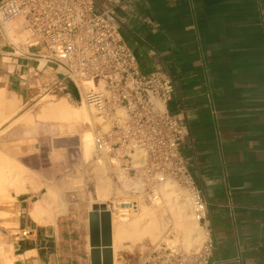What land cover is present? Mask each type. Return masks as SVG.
Wrapping results in <instances>:
<instances>
[{
    "label": "crops",
    "instance_id": "crops-1",
    "mask_svg": "<svg viewBox=\"0 0 264 264\" xmlns=\"http://www.w3.org/2000/svg\"><path fill=\"white\" fill-rule=\"evenodd\" d=\"M119 1L120 30L141 70L162 69L175 80L167 105L188 129L182 151L208 204L202 225L215 243L212 261L264 264V0ZM13 24L24 33L21 19ZM10 35L0 29V89L25 113L61 86L62 75L40 56L43 46ZM12 131L5 143L36 146L37 139L15 142ZM58 173L45 179L70 195L54 222L31 217L35 191L19 195V229L0 236L12 264H92L89 213L106 202L76 183L75 171Z\"/></svg>",
    "mask_w": 264,
    "mask_h": 264
},
{
    "label": "built area",
    "instance_id": "built-area-1",
    "mask_svg": "<svg viewBox=\"0 0 264 264\" xmlns=\"http://www.w3.org/2000/svg\"><path fill=\"white\" fill-rule=\"evenodd\" d=\"M118 8H122L119 0H1L0 29L21 19L29 34L25 44L43 46L40 56L57 64L61 86L70 79L84 95L97 119L89 123L97 161L109 156L113 166L120 163L123 170L116 174L124 171L133 181L130 191L148 194L149 199L158 198L160 184L167 179L186 186L202 224L208 204L182 151L188 129L167 105L175 80L162 69L141 70L122 36ZM83 85L89 87L82 93ZM134 204L138 206L137 199ZM214 248L208 234L198 249L167 240L147 241L138 260L123 254L117 259L120 264H214Z\"/></svg>",
    "mask_w": 264,
    "mask_h": 264
},
{
    "label": "rangeland",
    "instance_id": "rangeland-1",
    "mask_svg": "<svg viewBox=\"0 0 264 264\" xmlns=\"http://www.w3.org/2000/svg\"><path fill=\"white\" fill-rule=\"evenodd\" d=\"M22 27L24 33H22L19 41H26L29 34L26 32L24 26ZM64 82L63 86H59L52 91H45L43 97L38 101V103L33 107H28L25 113H18L19 104L17 103V100L14 101L11 97H9L5 89H0V119L6 117V119L0 124V152L5 156H9L14 159V173L18 176L26 177L28 179L26 184L31 190L33 189L31 186L32 181L36 184L39 189H33L36 192V198L43 194V191H41L43 186H46L47 188L51 186L49 181L45 179L46 174L51 173L52 170H59L58 174L61 179L68 171H75V182L81 187H85L88 191L97 190V194L99 192L101 195L100 196L98 194L99 201L111 204L110 209L112 211L120 208L126 199H137L138 204L143 203L149 207H157L163 211L165 216H171L169 213L170 208L161 192H159L157 199L160 200V203L156 206L154 203L155 199L153 197H150L149 199V197H147L148 194L135 193L130 191V189L119 197L109 195L104 196V193L107 192V189L109 188L108 186L112 181L113 182L111 184H117L115 187L121 186L120 184H122V182L119 181L121 180L120 175L116 174V172H120V170L113 167L109 156L106 159L97 161L95 159V145L91 159L88 160L85 158L81 147V134L85 129L92 128L89 123H73L74 126H72V124L70 126V124L62 122L64 118L62 114L55 109V106L63 99H68L72 103H74V101L80 103L82 100V98L77 100L68 91L67 81ZM1 85L2 83H0V86ZM16 113L18 114L11 120ZM12 127L13 135L18 136V138L14 139L15 142H25L27 138L31 141L37 139L36 146L22 143H5V134ZM4 163H9V161H4ZM116 175H119V177H116ZM117 178L119 179L117 180ZM178 185L191 192L186 186L181 185L180 183H178ZM10 190L12 193L15 191L13 187H11ZM60 190L63 191L64 198L67 203L70 193H67L66 195L63 189ZM19 198L20 197L18 196L11 204V206H14L18 211L17 215H19ZM6 206H8V204L0 201V208ZM122 208L124 209V206L121 207V209ZM2 219L3 218H0V236L2 240H4V233H8L9 230L19 228H15L18 227L16 223H3ZM14 220L16 221V218H14ZM175 233L176 232L172 234L170 233V236L177 238L178 234ZM206 238L202 241V243L206 240ZM147 241L151 240L145 239L134 246V248L131 247L117 251V254H123L126 258L136 261L140 258V252L144 249ZM190 249L196 248L193 247ZM120 263V261L117 262V264Z\"/></svg>",
    "mask_w": 264,
    "mask_h": 264
},
{
    "label": "bare ground",
    "instance_id": "bare-ground-1",
    "mask_svg": "<svg viewBox=\"0 0 264 264\" xmlns=\"http://www.w3.org/2000/svg\"><path fill=\"white\" fill-rule=\"evenodd\" d=\"M5 27L8 33L11 34V39L16 43L20 42L19 39L22 33L15 32V25L13 22L7 23ZM88 87L87 85L81 86V92L83 93ZM81 98L82 100L80 103L75 101L72 103L68 99H63L55 106V109L58 110L64 118L62 122H66L70 124V126L71 124L74 126L73 123L94 124L97 119L87 104L84 95H82ZM5 119L6 117L1 118L0 124ZM94 145L93 128L85 129L81 134V147L85 158L88 160L91 159ZM4 156L5 155L0 152V201L8 204V206L0 208V218H3V223L5 222L7 224L15 223L16 221L14 218L17 220L18 217L15 207L11 206V204L20 194L27 192L30 188L26 184L28 181L26 177L18 176L14 173V159L9 156ZM7 160L9 163H4V161ZM116 168L123 170L120 167V163H117L115 169ZM116 176L119 177V175ZM120 178L121 180L119 181L122 182V184H120L121 186L115 187L117 184H111L112 181L108 186L107 192L104 193V196L119 197L125 194L127 190H131L133 181L129 179L124 171H122ZM118 179L119 178H117V180ZM31 184L33 189H38L33 181ZM136 185L138 186L139 183H136ZM11 187L15 189L13 193L10 190ZM159 191L163 194L170 208L169 213L171 216H165L163 211L159 208L149 207L143 203H139L137 207H134L136 204L133 205V201L135 200L131 199L125 200L124 204L121 206H124V209L120 207L112 211L113 247L116 264L118 262L117 258L120 256L117 254V251L131 247L134 248V246L145 239H150L153 242L167 240L172 244L180 243L185 249L193 247L198 249L202 241L208 236L207 229L200 223L196 215L191 192L183 189L178 185L177 181L173 179H167L162 182ZM157 199L158 198H156L154 202L155 206L160 203V200ZM66 208L67 203L63 192L56 186H49L39 198L31 202L30 215L31 217L33 216V219L35 218L34 220L39 221V223H45L47 221L54 222L56 216L66 211ZM174 232L178 234L177 238L170 236ZM0 255L3 264H12L14 256L7 253L2 245H0Z\"/></svg>",
    "mask_w": 264,
    "mask_h": 264
},
{
    "label": "water",
    "instance_id": "water-1",
    "mask_svg": "<svg viewBox=\"0 0 264 264\" xmlns=\"http://www.w3.org/2000/svg\"><path fill=\"white\" fill-rule=\"evenodd\" d=\"M68 91L81 98L75 83L67 80ZM92 264H114L113 217L107 203H95L89 213Z\"/></svg>",
    "mask_w": 264,
    "mask_h": 264
}]
</instances>
